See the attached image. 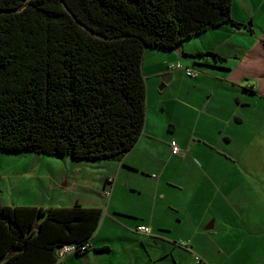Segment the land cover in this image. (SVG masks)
I'll use <instances>...</instances> for the list:
<instances>
[{
	"label": "trees",
	"instance_id": "trees-1",
	"mask_svg": "<svg viewBox=\"0 0 264 264\" xmlns=\"http://www.w3.org/2000/svg\"><path fill=\"white\" fill-rule=\"evenodd\" d=\"M232 9L233 0H0V150L121 161L146 123L147 49L175 50L224 24L253 33ZM205 55L225 60L193 57ZM102 215L77 203L0 205V261L58 264L63 246L89 244Z\"/></svg>",
	"mask_w": 264,
	"mask_h": 264
},
{
	"label": "rangeland",
	"instance_id": "rangeland-1",
	"mask_svg": "<svg viewBox=\"0 0 264 264\" xmlns=\"http://www.w3.org/2000/svg\"><path fill=\"white\" fill-rule=\"evenodd\" d=\"M245 1L248 2V0H240L242 4L240 12L245 17H254L256 20L255 33H249L248 36L256 38L259 43L256 54L263 57L260 58L262 61L249 67L244 59L239 64L233 62L227 65L226 61L224 66L228 68L215 66L206 70L196 65L191 69L197 73V77L190 78L177 70L176 66L178 63L184 65L185 62L196 58L188 55L181 57L180 53L185 52L182 50L184 48L191 51L192 46H195L199 40L200 42L204 40L207 33L183 42L179 45V50L149 48L146 51V70L143 72L148 86L147 114L150 126L159 125L164 134H168L172 124L176 127L175 133L169 136L171 139L166 141V146L164 144L166 149L169 146L172 148L171 144L174 142L184 154L198 155V158L206 155L208 151L215 152L217 148H213L211 143L222 138V135L238 141L240 138H249L256 145L255 151L259 154V158L255 161L260 160V166L264 169V49L260 47L264 43V0H249L250 7L245 5ZM246 25H252V28L255 26L250 20ZM162 73L173 74L174 78L161 90ZM251 88L256 89L255 95ZM238 102L255 104L257 109L254 116L255 126L252 125L250 128L243 126L237 129L233 123L230 126L225 120L220 122L224 114H230L235 110ZM191 137H194L195 141L202 139L206 142L193 144L195 148L190 151L185 147V143L189 142ZM183 139L182 144L180 140ZM150 146L155 147L154 144ZM158 148L157 153L160 152L163 156L156 165L152 166L153 168L151 167L152 172L148 173L149 176L125 169V176L119 180L117 183L119 186L115 191H111V194L106 192L105 189H110L105 184L108 178L117 175L118 161L77 160L68 156L0 150V201L11 203L17 201V198L20 200L25 198L29 201L36 198V202L44 209L73 207L77 202L88 207L100 206L103 219L95 235L94 244L110 241L113 249L109 254H103V261L116 263L117 258H120L118 262L124 264H131L132 260L140 263L135 257L139 253H146V250L142 249V242L150 248L152 259H156V250H152L155 248V243L151 236L147 237L136 232V224L140 222L139 220L147 222L150 220L152 205L157 196L156 184L162 181L157 197L159 208L162 205L167 209L166 206L170 201L173 203L169 205H177L176 202L183 196L188 199L193 197L196 191L193 185L196 184L197 189L201 180L200 170H193V181H190L188 193L173 187L172 185H176L180 178L176 180L177 182L163 178V166L168 160L165 158L163 147ZM228 149V152L232 153L243 150V147L239 143L236 147L235 144L228 145ZM134 157L142 159V156ZM224 161L229 162L227 159ZM177 166V163L173 162L167 175L171 176ZM154 176H157L159 181ZM172 178L175 179V176ZM125 183L134 187L137 185L141 191ZM185 185L187 186L188 182ZM136 205H140V208ZM125 211L136 213L133 218H138V221L114 217ZM169 212L173 213L170 210ZM160 214V209L153 213L156 223ZM172 226L176 228V223H172ZM166 238L177 243L185 241L175 232L167 235ZM149 241L150 243H147ZM123 247L132 250H123ZM0 264H4V261H0ZM149 264H154V260Z\"/></svg>",
	"mask_w": 264,
	"mask_h": 264
},
{
	"label": "crops",
	"instance_id": "crops-1",
	"mask_svg": "<svg viewBox=\"0 0 264 264\" xmlns=\"http://www.w3.org/2000/svg\"><path fill=\"white\" fill-rule=\"evenodd\" d=\"M245 5L250 7L251 2L249 0L248 2L245 1ZM241 8L240 0H233V18L243 25H246L249 20L255 25V18L245 17L240 12ZM254 27L253 33L246 28L237 29L228 24L208 30L205 32L207 36L204 40L196 42L191 51H187L185 48L182 49L185 52L180 53V56L184 57L185 54H189L188 56L193 57V54L197 52H212L225 60L221 61L214 55H205L202 58L193 57L196 59L190 62L187 61L184 65L182 64L185 69L179 71L187 76L186 70H193L191 68L196 65L206 70L215 66L223 67L226 61L227 65L233 62L239 64L242 59L245 60L248 67L249 65L255 66L262 61L260 58L263 59V57L256 54V49L259 47L256 38L248 36L249 33H255L257 23ZM260 47L264 49V43ZM179 49L180 46L176 50ZM146 57L147 54H145L143 62V72L146 70ZM167 75H172L169 81L171 82L174 78L173 74H161L163 78ZM163 78L162 85L164 83ZM251 89L255 95L256 89ZM256 112L255 104L238 102L235 110L230 114H224L220 122L225 120L230 126L233 123L237 129L243 126L250 128L252 125L255 126L254 116ZM150 124L146 113V123L139 142L121 161H118L117 175L106 180L105 185L110 189H105L106 192L111 194V191L116 190L119 186L117 183L125 176V169L149 176L152 172L150 171L151 167L156 165L163 156L162 153H157L160 146L163 147V152L166 153L165 158L168 160L163 166V178L175 182L180 178L177 182L178 185H172L173 187L188 193L190 181H193V170H200L199 177L201 180L197 185V189L196 184L193 185L196 190L193 197L191 195V198L188 199L183 196L176 202L177 205H169L173 203L170 201L166 206L167 209L162 205L159 208L157 197L162 187V181L156 184L157 196L152 205L150 220L148 222L139 220L140 222L136 224L137 233L147 237L151 236L150 238L155 243V248L152 250H156V259H152L150 248L145 242H142V249L144 248L146 253H139L135 257L140 263H135L132 260L131 264H149L153 260L154 264H264V169L260 166V160L255 161L259 158L258 152L255 151L257 150L256 145L249 138H240L238 141L222 135V138L220 137L214 141L215 143H211L213 148H217L215 152L208 151L205 153L206 155H201L198 158V155H189L188 153L175 155L172 153L170 146L168 149L165 146L166 141L171 139L169 136L175 133L176 127L172 124L174 130L170 126L168 134H164L159 125L153 124V126H150ZM193 138L191 137L189 142L185 143L187 150L192 151L195 148L193 144L206 142L202 139L195 141ZM180 141L182 144L184 143V139ZM239 143H241L243 150L228 152V145L235 144L236 147ZM151 144H154L155 147H151ZM224 148L226 151L223 150ZM136 155L142 156V159L134 157ZM224 159L229 162H225ZM173 162L177 163L178 166L173 169L172 175L168 176L167 171ZM172 176H175V179ZM154 177L158 180L157 176ZM181 177L183 178L181 179ZM187 182L188 185L186 186L185 183ZM125 184L129 185L128 183ZM129 186L141 191V188L137 185L136 187L134 185ZM77 204L83 208L101 209L100 206L88 207L79 202ZM0 205L44 209L40 203L36 202V198L31 201L25 198L22 200L17 198V201L11 203L0 201ZM136 207L140 208V205H136ZM168 208L174 214L169 212ZM157 209L161 210V214L158 216L159 219L156 223L153 213H156ZM135 215L134 212L125 211L116 214L114 217L138 221V218H133ZM102 219L103 215L101 221ZM172 223H176V228L172 226ZM141 226L150 228L151 233L143 234L139 232L138 227ZM155 230L156 234H154ZM173 232L181 235L185 241L177 243L168 240L166 236ZM96 233L89 241L90 247L85 253L80 255L68 254L58 264H124L118 262L120 258H117L116 263L102 260V256L109 254L113 249L110 241L94 244ZM147 243H150V241ZM122 249L132 250L124 247ZM197 257L201 259V263L197 262Z\"/></svg>",
	"mask_w": 264,
	"mask_h": 264
},
{
	"label": "built area",
	"instance_id": "built-area-1",
	"mask_svg": "<svg viewBox=\"0 0 264 264\" xmlns=\"http://www.w3.org/2000/svg\"><path fill=\"white\" fill-rule=\"evenodd\" d=\"M177 70H184V66L181 63H178L176 66ZM186 74L188 77H197V73L193 70L187 69L186 70ZM172 153L175 155H184V152H182L179 147L173 142L172 144ZM138 231L143 233V234H150L151 233V229L146 227V226H141L138 227ZM90 245L86 244L83 246H77V245H66L63 246L62 248H60L57 252L58 254V259L62 260L66 255L68 254H76L77 252H86L89 249ZM198 263H201V259L200 258H196Z\"/></svg>",
	"mask_w": 264,
	"mask_h": 264
},
{
	"label": "water",
	"instance_id": "water-1",
	"mask_svg": "<svg viewBox=\"0 0 264 264\" xmlns=\"http://www.w3.org/2000/svg\"><path fill=\"white\" fill-rule=\"evenodd\" d=\"M171 78H172V75H167V76H165V77L163 78L164 83H163L162 86H160V89H163L164 86H165L166 84L169 83V81L171 80Z\"/></svg>",
	"mask_w": 264,
	"mask_h": 264
}]
</instances>
